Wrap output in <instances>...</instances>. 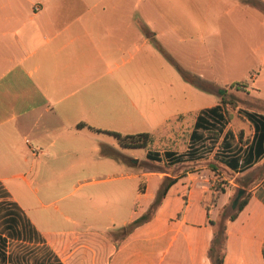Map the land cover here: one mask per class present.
Here are the masks:
<instances>
[{"label":"crops","instance_id":"1","mask_svg":"<svg viewBox=\"0 0 264 264\" xmlns=\"http://www.w3.org/2000/svg\"><path fill=\"white\" fill-rule=\"evenodd\" d=\"M135 5L134 0H0V264H8L10 242L34 248V258L39 249L44 252L29 264H54V258L56 264H73L75 257L78 264H210V222L228 202L233 206L236 178L250 195L227 224L222 264H264V97L255 78L244 75V86L236 90L249 95L250 82L256 97L224 98L237 102L229 116L222 88L192 76L201 84L185 82L205 95L203 104L197 98L143 93L134 98L124 91L120 96L119 90L120 80L134 75V66H125L136 52L162 53L186 71L171 55L226 54L232 33L244 40L242 48L260 56L257 69L264 70V39L247 41L264 29V0H142L138 16ZM213 107L221 118L202 114ZM200 117L206 128L196 126ZM183 120L190 130L181 149ZM169 124L176 136L161 150L124 144L127 157L116 152L119 139L105 133L155 138L169 132ZM103 170L105 179L120 181L113 188L116 210L105 209L109 193L87 188L63 205L68 225L63 229L47 232L32 217L30 185L36 195L66 184L82 189L96 183ZM211 172L226 175L228 184L214 198ZM168 181L150 219L110 241L109 233L145 213ZM130 194L135 207L120 220ZM97 200L101 207L92 204L81 225V208ZM7 208L26 221L7 222ZM11 231L19 237H9ZM72 244L80 248L66 257L55 250Z\"/></svg>","mask_w":264,"mask_h":264},{"label":"rangeland","instance_id":"2","mask_svg":"<svg viewBox=\"0 0 264 264\" xmlns=\"http://www.w3.org/2000/svg\"><path fill=\"white\" fill-rule=\"evenodd\" d=\"M134 2L136 4L134 14L136 16L141 15L142 11L140 5L142 3V0H134ZM249 10L251 13V8H248V11ZM259 15L260 14L258 13L257 16ZM263 30L264 29H261V31H259L257 35L252 38L247 37V41L252 44H257L260 40H263ZM227 41L229 40L224 39V42ZM243 42L244 40H242L240 35H238L237 33H232L230 44L231 46L228 49H225V51H227L226 54H223V50H220L221 52H216L215 54L209 56L210 58H208L207 55H204V53H200L199 56L197 55L198 57H192L187 54H174L171 55V59L182 64L184 70H186L185 72L188 73L190 76L199 79L200 82L209 84L208 86L210 87H213L214 85L216 86V88L221 87L222 90L226 93L225 97L254 98L256 97V90L261 97H264V70L257 69L260 56L242 48ZM144 53L145 52L143 51L136 52L133 59L130 60L129 63L125 66H128V69L134 66V72H132L134 75L132 79L127 82L120 80V96H123L124 91L125 93H128L130 97L134 98H138L139 93H143L145 95V98H197L199 102L198 105L207 102L205 95H198V93L196 92V88H193V86L188 85L185 82L186 80L178 72L176 67L172 65L162 53H155L150 55ZM228 64H230V70L224 71L223 66H227ZM147 65H149V67ZM207 68H209V70H207ZM119 72L123 73L124 71L120 69ZM244 75L246 77L252 76L253 78H255V92L252 90L254 88L253 85L248 82L247 87H249V95L243 92V88H240L239 91H237L235 87H231L230 83L227 84V81L229 79L230 81L237 83L243 81V78L245 77ZM195 78H193L194 83L198 82L200 85L201 83ZM214 80L216 81V84ZM192 88L194 90H192ZM214 98L219 97L215 96ZM195 104L196 103H194V105ZM232 106L234 105L230 104V106L226 107V113L228 116L230 115V111L234 109V107ZM186 123L187 122L185 120L182 121L181 144L179 140L175 139L177 142L179 141L178 145L181 146V149L186 147L187 135L190 130L189 125ZM169 127L170 131L167 132L168 134L165 133V135H163L161 133H158L157 137L152 138L153 140L150 145L151 150H161L164 145L172 141L171 138L176 136L174 127H171V124L168 125V128ZM116 144H118L116 147V152H118L120 156L123 155L127 157L129 155V152L124 148L125 143L119 140V142L116 141ZM137 152L141 153L142 151ZM119 155L117 156L120 157ZM104 173H106L105 170L101 172L102 175L96 176L99 179L96 183L88 184L82 189L73 190L70 184H66L65 187H62L59 190H56L55 192L48 195L32 194L31 189L35 187V184L30 185L27 191H25L32 195V198L30 199V211H32V217L35 216L40 221V225L47 228L45 230L47 232H54L63 229L64 227L68 226L67 222L64 220L65 218L62 208L63 205L66 202L77 198V196H79V194L81 195V193L87 188L90 189L89 191H94L103 194L109 193L110 197L107 199L108 204H106V202L104 203L105 209L106 211L116 210L115 200L113 199V197H115L113 194V191L115 189L113 188L119 185L120 181L107 180L105 179L106 176L104 175ZM208 176V186L210 192L213 194L212 198H214L216 194L220 192L217 191L216 187H222L224 189V187L228 185L227 183H225L227 178L225 177L226 175H218L212 172L209 173ZM237 179L238 178L235 179V183L238 186V184L240 183L237 182ZM237 186H232L231 188V199L235 196L237 192ZM101 203L102 202H99L97 200L81 208L80 213L85 216V220L81 222V225L87 223V216L90 217L92 204L94 206L96 205L95 207L99 209L101 206H98L101 205ZM54 205H57L59 209L55 210ZM124 205H126L124 212L119 213L117 216V218L120 220L124 217V215H127V213L135 207L132 204L131 194L125 198ZM95 213L97 217H99L97 211H95ZM29 215L31 216V214ZM101 223H107V218L105 216H103V218L101 219ZM122 234L123 233L121 232V229L111 231L109 233L110 241H115L119 239ZM29 248L30 247L20 248L14 246V242H10V247L8 251H12L13 253H22L23 256H28L27 254H25V252H29ZM79 248L80 247L78 245L72 244L70 248H66L63 245H60L55 250L59 254V256L63 258L67 256L68 250H78ZM31 249L34 250V248ZM43 254L44 252L39 249L34 258L35 252H33V254L29 257V261L33 263L34 259L41 260V257L44 256ZM75 259H77V257L72 259V263L78 264L79 262L75 261Z\"/></svg>","mask_w":264,"mask_h":264},{"label":"trees","instance_id":"3","mask_svg":"<svg viewBox=\"0 0 264 264\" xmlns=\"http://www.w3.org/2000/svg\"><path fill=\"white\" fill-rule=\"evenodd\" d=\"M264 10V8H263ZM173 65L176 67V69L178 70V72L182 75V77L188 81L189 83L193 84L194 80L191 76H189L185 71H183L177 64L173 63ZM195 84V83H194ZM244 84L242 82H234L231 84V87H235L236 89H238L239 87H243ZM226 95L223 94L222 95V99H221V103H229L231 105H236V101L229 99V100H224V98H234V97H225ZM216 107L213 108H209V109H205L202 111V114L207 115V116H215L218 118H221L220 115H218L216 113ZM249 117H251V114H248ZM207 123L206 121H203L202 118L200 117L197 120L196 126L197 127H203L206 128V124L204 126L203 123ZM117 139H119L120 141L124 142L125 144H127L128 146L131 147H145L148 144L152 143V136L148 133H137V134H126V135H121L119 133H114V132H105ZM195 136V133L193 134ZM103 154H107L104 150H102ZM260 154V152L258 151V155ZM112 155L113 154H109ZM237 182H239V180L237 179ZM240 183V182H239ZM170 184V181L166 182L164 184V186H162L160 188V190L158 191V193L156 194V197L154 199V201L152 202V204L150 205V207L148 208V210L143 213L142 215H140L139 217H137L136 219H134L132 222H130L129 224H127L125 227H123L121 229V232L123 233L121 235L124 236L126 234H128L129 232H131L135 227H137L138 225H141L142 223L148 221L153 213V211L155 210V208L157 207L160 197L164 194L166 188L168 187V185ZM252 185V184H251ZM243 189L245 190L244 194L240 197L239 201L237 202V204L235 206H231L229 205L230 203L228 202L225 206H223V208L220 210L219 212V216H218V220L216 221H211V225L213 227V236L212 239L210 241L208 250H207V257L209 259V263L210 264H222L223 262V257H224V253H225V240H226V229H227V224L231 221H233L237 215L240 213V211L244 208V206L246 205L248 199H249V193L247 192V188L245 187V184H238V189ZM217 191H223L222 187H216ZM231 200V198L229 199V201ZM7 213H8V217L6 219L7 222L9 223H15V222H19V221H23L25 222V217L20 215L19 213L15 212V209H8L7 208ZM9 237L14 238L16 235L19 234V232H8ZM19 237V236H16ZM4 239V238H3ZM28 248V247H25ZM29 252H25V254H27L28 256H23L22 253H13L12 251H10L9 253H7V262L8 264H29L30 260V255L33 254V249H31V247L28 249ZM1 253L4 255V251H1ZM46 254L49 255V257H52V254L49 251H45ZM56 258L53 259V263L56 264Z\"/></svg>","mask_w":264,"mask_h":264},{"label":"water","instance_id":"4","mask_svg":"<svg viewBox=\"0 0 264 264\" xmlns=\"http://www.w3.org/2000/svg\"><path fill=\"white\" fill-rule=\"evenodd\" d=\"M244 190L240 189L236 192L235 197L232 200V205L235 206L237 202L239 201L240 197L243 195Z\"/></svg>","mask_w":264,"mask_h":264}]
</instances>
